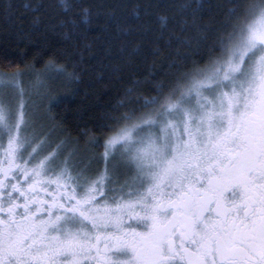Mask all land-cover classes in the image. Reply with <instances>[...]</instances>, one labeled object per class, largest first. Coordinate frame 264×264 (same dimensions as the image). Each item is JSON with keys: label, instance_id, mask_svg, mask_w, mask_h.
I'll return each mask as SVG.
<instances>
[{"label": "snow or ice", "instance_id": "1", "mask_svg": "<svg viewBox=\"0 0 264 264\" xmlns=\"http://www.w3.org/2000/svg\"><path fill=\"white\" fill-rule=\"evenodd\" d=\"M254 12L210 67L145 101L154 115L119 118L95 179L61 145L37 159L34 102L0 81V264H264V4ZM116 161L134 175L109 197Z\"/></svg>", "mask_w": 264, "mask_h": 264}, {"label": "trees", "instance_id": "2", "mask_svg": "<svg viewBox=\"0 0 264 264\" xmlns=\"http://www.w3.org/2000/svg\"><path fill=\"white\" fill-rule=\"evenodd\" d=\"M262 4L0 0V73L24 76L58 142L99 158L120 117L155 114L159 105L145 101L163 103L178 82L210 67L221 40Z\"/></svg>", "mask_w": 264, "mask_h": 264}, {"label": "rangeland", "instance_id": "3", "mask_svg": "<svg viewBox=\"0 0 264 264\" xmlns=\"http://www.w3.org/2000/svg\"><path fill=\"white\" fill-rule=\"evenodd\" d=\"M256 8H259L256 7ZM255 8V9H256ZM255 15V12L252 14L253 18ZM249 20V21H250ZM14 78L16 83L19 86V89H21L24 93V99L26 102H34L31 104V125L28 128L27 132L24 133L29 139L30 142L33 144L40 143L41 141L44 142L42 145L43 148H46V151L41 152L38 149V156L37 159L42 158L43 156L47 155L49 151H52L56 145H61V151L62 154L60 156V161L67 160L68 161V167L71 170L73 175H76L77 172H83L88 177L95 179L97 175L102 172L105 168V164L103 162V153H104V143L101 145L102 152L100 153L99 158H92L91 155H88V150H85L82 146L78 150L76 149H70V146L66 142L57 141L58 133L56 131L52 132L48 131L47 123L42 119L43 112L45 110H42V108L39 107V103L36 102L33 98L35 94L33 93H27L25 90V79L23 75L19 74H1L0 73V81L7 82L9 79ZM4 99L8 102H10L13 106L18 101V92L15 88H8L3 91ZM179 96V95H178ZM27 106V105H26ZM152 115V114H149ZM154 115V114H153ZM158 119V117H156ZM114 134V132L112 133ZM111 134V135H112ZM119 148V145L117 146ZM70 149V150H69ZM30 151V149H29ZM59 163V161H58ZM117 166V173L114 179V182H105V194L109 197H119L120 195H123V193L120 191L121 186L125 183V181L130 180V178L134 175L131 171L127 169H120L119 168V161H116ZM31 166V164H30ZM132 189H126V191H131ZM79 191V189H78ZM103 199V198H101ZM111 203V201H109Z\"/></svg>", "mask_w": 264, "mask_h": 264}, {"label": "flooded vegetation", "instance_id": "4", "mask_svg": "<svg viewBox=\"0 0 264 264\" xmlns=\"http://www.w3.org/2000/svg\"><path fill=\"white\" fill-rule=\"evenodd\" d=\"M29 166H30V165H29ZM49 191H51V189H49ZM117 197H118V196H117ZM43 198L46 199L47 197H43ZM101 198H102V197H101ZM139 230H141V229H138V231H139ZM86 264H92V262H91V261H88V262H86Z\"/></svg>", "mask_w": 264, "mask_h": 264}]
</instances>
